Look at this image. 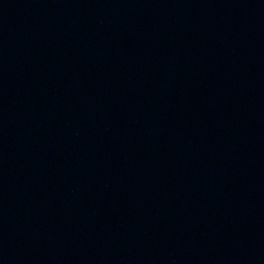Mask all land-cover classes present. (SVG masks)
Returning <instances> with one entry per match:
<instances>
[{"label":"water","instance_id":"water-1","mask_svg":"<svg viewBox=\"0 0 264 264\" xmlns=\"http://www.w3.org/2000/svg\"><path fill=\"white\" fill-rule=\"evenodd\" d=\"M0 264H264V0H0Z\"/></svg>","mask_w":264,"mask_h":264}]
</instances>
